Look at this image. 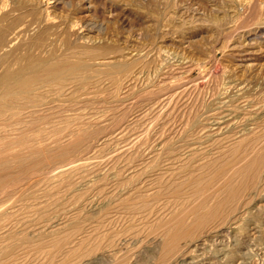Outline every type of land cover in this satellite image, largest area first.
Returning <instances> with one entry per match:
<instances>
[{"label": "rangeland", "instance_id": "1", "mask_svg": "<svg viewBox=\"0 0 264 264\" xmlns=\"http://www.w3.org/2000/svg\"><path fill=\"white\" fill-rule=\"evenodd\" d=\"M12 1L15 2V0ZM40 3L39 8L28 6L27 10L21 8L20 13L17 12L19 14L15 12L12 15V31L16 25L18 27L21 24L37 21L35 18L39 16V10L46 11V8L48 11L50 10L48 15L55 22V27L33 24L34 27L28 32L31 37L27 33L24 34L21 43L18 41L17 45L19 46L16 45L12 51L11 68L19 70L20 67L23 68L30 62L35 64L40 60H44L46 65L52 64L47 65L48 67H53L60 62L66 65L76 64V60H81L83 63H89V71L85 70L86 73L83 71L78 76H65L64 79L55 81L56 83L52 81L46 84L39 83L34 86L30 95L20 96L14 104L12 103V107L0 110V119L4 118L0 120L2 128H0V135L4 139L2 143L7 139L13 141L14 138H20V135L23 136L24 142L28 139L26 142L29 143L27 145L23 142L24 147H20L21 143H17V145L16 141L13 143L10 141L12 148H9V151L22 153L21 156L24 154L25 157L22 156V158L26 160L12 162L14 166H7L8 169L0 170L4 173H0V182L9 180L7 175L10 178L12 175L10 180L22 178L20 182L18 181L19 183H12L13 185L4 182L1 185L0 183V264H142L144 261L147 262L144 264L154 263L155 260L152 261V259H156L155 256H157L155 254L156 240L164 239L166 235V230L161 227L162 222H167L176 209L177 211L184 209V204L187 207L186 203L191 197L192 188L197 187L192 183L185 184L184 178L191 179L194 175L193 178H200L203 181V179L214 177L218 169L221 172L224 170L225 175L232 176L236 171L234 168L241 162L238 160V164L235 166V163L233 164L231 161L234 158H239L242 154L241 151L250 153L252 152L250 150L256 152L261 150L264 152V0H40ZM32 14L36 16H32ZM31 19H34V22ZM72 30L78 33L76 34L78 37L73 35ZM81 36L88 37V42L80 40ZM19 47L20 49H18ZM117 64H125L128 69L125 70L126 72L124 71L125 73L114 71L113 66ZM3 72L0 69V77ZM131 76L135 79L127 83L126 79ZM172 87L175 88L172 89ZM238 89L242 92L240 93ZM1 91L0 89V93ZM102 105L105 106L102 107ZM97 109L102 114H99ZM15 112L17 113L15 114ZM15 119L17 122L14 121ZM72 122L73 124H71ZM69 126L73 128H69ZM77 131L78 134L81 133L80 137L85 136L84 139H81L82 145L78 143L75 152L71 151L66 154L68 156L60 157L58 148L62 147L64 143L67 145L71 136L75 135ZM102 137H105L106 141L109 139L108 143L103 142ZM41 138L45 143L40 141ZM205 138L207 141L204 140ZM242 139H244V143ZM240 142L243 145H240ZM31 145L33 149L36 147L40 149L42 146L45 148L48 146V149L37 154L31 152L32 148H29L30 152H28L26 148ZM98 147L99 149H97ZM15 148L16 150H14ZM31 154L34 158L37 157L34 159ZM113 154L114 156H112ZM80 159L82 160L80 161ZM227 159H229L228 162ZM76 160L84 164L80 167L82 169L75 167V170L74 168L72 170L70 168L73 164L78 163ZM209 163L215 165L212 166ZM230 163L231 166H229ZM64 166L67 171L64 170ZM200 166L201 168H199ZM225 167L229 169H225ZM231 167L233 170L230 169ZM62 169L66 171L64 172L66 175L60 171ZM2 175L7 176V180L3 179L5 177ZM177 175L178 177H176ZM61 176L64 178L61 179ZM174 178L176 179L174 180ZM261 178H264V175ZM118 181L120 182L117 183ZM120 183L121 185H119ZM172 184L174 185L172 186ZM7 185L8 188L14 187L8 189ZM259 185V192L255 193L258 199L252 195V199L249 200L251 204L247 200L246 207L256 202L255 199L258 201L264 196L263 179ZM51 189L53 190L51 191ZM177 190L180 191L179 196L174 197ZM141 195L146 196L142 198ZM181 197L183 198L181 199ZM241 209L234 215L235 217L239 215L243 217L247 212L245 209ZM23 220H27V222ZM51 220H54L53 223ZM155 223H157L156 227ZM155 229H158L160 233L157 232L158 230L155 233ZM31 230L33 231L31 232ZM213 230H205V232H209V235L204 232V238H202L207 251L205 248L202 250L203 246L197 252H190L192 248L185 249V254L190 253L191 256L186 255L185 259L187 260L178 264H213L214 262V264H232V262L233 264L242 262L244 264L245 261L247 264H254V262L255 264H264V261L261 263L259 260L260 257H256L254 260L252 258L251 261L236 257H233L235 260L230 259L226 252L231 248V242L225 237L215 238L216 229L215 233L212 232L214 236L210 234V231ZM158 237L159 239H157ZM225 242L226 244H224ZM213 244L214 246H212ZM113 245L116 246V248L114 247L116 250L112 248ZM216 245L218 246L216 247ZM6 250L8 251L6 252ZM220 250L222 252H219ZM100 251L107 252V256L92 262L88 257L89 254ZM202 251H204L203 256ZM114 257H117L116 260ZM98 260L102 261L98 262Z\"/></svg>", "mask_w": 264, "mask_h": 264}, {"label": "bare ground", "instance_id": "2", "mask_svg": "<svg viewBox=\"0 0 264 264\" xmlns=\"http://www.w3.org/2000/svg\"><path fill=\"white\" fill-rule=\"evenodd\" d=\"M60 2V1H59ZM43 3V2H42ZM41 3H40V0H28V1H22V0H18V1H16L15 0V2L14 1H12V0H0V69H2V71H4L3 73H2V75H1V77H0V89L2 90L1 91V93H0V110H4L5 108L7 109L8 107H10L11 105H12V103L14 104L15 103V101L17 100V98L18 97H20V96H24V95H30V93L31 92H33V88H35L34 86L35 85H39V83H41V84H46V83H48V82H50L51 83V81L52 82H55V81H60V79H64V77L65 76H72V75H76V76H78V74L80 75V73L82 72L83 73V71H85V70H87V71H89L88 70V68H89V63L87 64L86 62H82L81 60V62L80 61H78V60H76V64H71V65H66V64H63V62L61 63H58V64H56V65H54L53 67H48V66H50V65H52V64H50V65H46V63L45 62H43L44 60H40L38 63H35V64H33L32 62H30V64H32V65H30V64H26L23 68L22 67H20V69L19 70H13L11 67H12V51H14V49H15V46L21 41V40H23L22 38L24 37L23 35L24 34H26L27 33V35L29 36V37H31L29 34H28V32H30L31 30H32V27H34V26H32L33 24H37L38 23V25L39 24H43V26H46V25H51V26H53V27H55L54 26V24H55V22H53L50 18H49V15H48V13L50 12V10L48 11V9L46 8V11L45 10H39V16L37 17V18H35L37 21H35L34 22V19H31L34 23H30V24H21V25H19L18 27H17V25L14 27V31H12L13 29H12V15L13 14H15V12L17 13V12H19L20 13V10H21V8H24V10H27V8L26 7H28V6H30V8L31 7H34V8H39V5H40ZM66 4V3H65ZM26 8V9H25ZM51 8V7H50ZM33 9V8H32ZM31 9V10H32ZM254 10V9H253ZM53 11V10H52ZM30 12V11H29ZM19 13H17V14H19ZM21 13H23V12H21ZM30 14V13H29ZM28 14V15H29ZM26 14H24V16H25ZM33 15H35V14H32V16ZM22 16V15H21ZM36 16V15H35ZM51 16V15H50ZM26 17V16H25ZM30 19V17L28 18V20ZM16 20H17V17H16ZM32 21H30V22H32ZM29 22V21H28ZM59 23H61V22H59ZM41 26V25H40ZM72 26V25H71ZM17 27V28H16ZM35 27H36V25H35ZM37 28H38V26H37ZM48 28V27H47ZM35 29V28H34ZM40 29V28H39ZM52 29V28H51ZM55 29V28H54ZM59 29V28H58ZM72 29V28H71ZM70 29V30H71ZM37 31V30H36ZM56 31V30H55ZM57 33V32H56ZM55 33V34H56ZM72 33H73V35H75V36H77L76 34H78V33H75V32H73V30H72ZM31 34V33H30ZM33 34V33H32ZM48 35V34H47ZM60 35V34H59ZM222 35V34H221ZM23 36V37H22ZM26 36V35H25ZM80 36V35H79ZM78 37V36H77ZM87 37V36H86ZM218 37V36H217ZM88 38V37H87ZM87 38H84L83 36H81L79 39L80 40H82L83 42H88L87 41ZM78 39V38H77ZM92 39V38H91ZM226 39V38H225ZM26 40H27V38H26ZM19 41V42H18ZM47 42V41H46ZM137 42V41H136ZM21 43V42H20ZM226 43V42H225ZM224 43V44H225ZM24 44V43H23ZM17 46H19V45H17ZM21 46V45H20ZM23 46V45H22ZM21 46V47H22ZM24 47V46H23ZM18 49H20V47L18 48ZM87 51V50H86ZM135 51V50H134ZM15 52H17L16 50H15ZM14 52V53H15ZM49 52V51H48ZM18 53V52H17ZM246 53V52H245ZM251 53V52H250ZM253 53V52H252ZM49 54V53H48ZM16 55V54H15ZM132 55V54H131ZM25 56V55H24ZM72 56V55H71ZM86 56V55H85ZM158 56V55H157ZM14 57V56H13ZM96 58V57H95ZM142 58V57H141ZM97 59H101V58H97ZM105 59V58H104ZM14 60V59H13ZM16 60V59H15ZM39 60V59H38ZM174 60V59H173ZM46 61V60H45ZM77 61H78V63H77ZM120 61V60H119ZM16 62V61H15ZM75 62V61H74ZM112 62H114V61H112ZM91 63V62H90ZM102 63V62H101ZM100 63V64H101ZM106 63V62H105ZM128 63V62H127ZM175 64V63H174ZM16 65V64H15ZM97 65H99V64H97ZM103 65V64H102ZM105 65V64H104ZM107 65H108V62H107ZM128 65V64H127ZM131 65V64H130ZM109 66V65H108ZM128 66H126L125 64H117V65H114L113 66V70L114 71H118V72H121V73H125L126 71L125 70H127L128 68H127ZM9 68V69H8ZM10 68H11V70H10ZM108 69V68H107ZM111 69V68H110ZM109 69V70H110ZM169 69H171V68H169ZM132 70V69H131ZM157 70V69H156ZM161 70V69H160ZM125 71V72H124ZM109 72V71H108ZM134 72V71H133ZM166 72V71H165ZM171 72V71H170ZM178 72H180V71H178ZM85 73H86V71H85ZM88 73V72H87ZM96 73V72H95ZM99 73V72H98ZM110 74H111V72H109ZM108 73V74H109ZM129 73H130V71H129ZM97 74V73H96ZM100 74V73H99ZM104 74V73H103ZM119 74V73H118ZM157 74V73H156ZM114 75H116L115 73H114ZM139 75V74H138ZM154 75V74H153ZM101 76V75H100ZM106 76V75H105ZM126 76V75H125ZM108 77H109V75H108ZM141 77V76H140ZM75 78V77H74ZM125 78V77H124ZM127 78V77H126ZM138 78H139V76H138ZM135 79V78H134ZM133 79V77L131 76L130 78H128V79H126L127 80V83H129L130 81H133L134 80ZM163 79V78H162ZM66 80V79H65ZM137 80V79H136ZM141 80V79H140ZM240 80H242V79H240ZM64 81V80H63ZM62 82V81H61ZM239 82V81H238ZM56 83V82H55ZM75 83V82H74ZM88 84V83H87ZM93 84V83H92ZM121 84H122V82H121ZM172 84V83H171ZM171 84H169V85H171ZM125 85H127V84H125ZM124 85V86H125ZM178 85V84H177ZM236 85H238V84H236ZM242 85V84H241ZM92 86V85H91ZM157 86H159L158 84H157ZM163 86V85H162ZM175 86V85H174ZM234 86V85H233ZM46 87V86H45ZM247 87V86H246ZM158 88V87H157ZM165 88H168V87H165ZM170 88V87H169ZM168 88V89H169ZM173 88H175V87H172V89ZM127 89V88H126ZM93 90V89H92ZM161 90V89H160ZM35 91V90H34ZM232 91V90H231ZM238 91H239V89H238ZM245 91V90H244ZM240 92V91H239ZM242 92V91H241ZM240 92V93H241ZM255 92V91H254ZM148 93V92H147ZM35 94V93H34ZM44 94V93H43ZM125 94V93H124ZM145 94V93H144ZM154 94H156V93H154ZM165 94V93H164ZM74 95V94H73ZM97 95V94H96ZM146 95V94H145ZM237 95V94H236ZM239 95V94H238ZM26 96V97H27ZM126 96V95H125ZM147 96V95H146ZM89 97V96H88ZM110 98V97H109ZM24 99V98H23ZM32 99V98H31ZM37 99V98H36ZM104 100H105V98H103ZM125 99V98H124ZM130 99V98H129ZM177 99V98H176ZM251 99V98H250ZM84 100V99H83ZM126 100V99H125ZM20 101V100H19ZM85 101H86V99H85ZM101 101V100H100ZM114 101V100H113ZM136 101V100H135ZM249 101V100H248ZM94 102H95V100H94ZM104 102V101H103ZM118 102V101H117ZM124 102V101H123ZM133 102V101H132ZM80 103V102H79ZM135 103V102H134ZM138 103V102H137ZM171 103V102H170ZM18 104V103H17ZM30 106H31V104L30 103H28ZM57 104V103H56ZM80 104H82V103H80ZM86 104V103H85ZM103 104V103H102ZM154 104V103H153ZM163 104V103H162ZM221 104V103H220ZM234 104V103H233ZM58 105H60V104H58ZM90 105V104H89ZM99 105V104H98ZM133 105V104H132ZM136 105V104H135ZM81 106V105H80ZM101 106V105H100ZM103 106H105V105H102V107ZM134 106V105H133ZM161 106V105H160ZM259 106V105H258ZM12 107V106H11ZM15 107V106H14ZM32 107V106H31ZM68 107V106H67ZM92 107H93V105H92ZM98 107V106H97ZM3 108V109H2ZM90 108H91V106H90ZM17 109V108H16ZM52 109V108H51ZM58 109H59V107H58ZM94 109V108H93ZM104 109V108H103ZM102 109V110H103ZM249 109V108H248ZM255 109V108H254ZM44 110V109H43ZM67 110V109H66ZM101 110V111H102ZM251 110V109H250ZM253 110V109H252ZM23 111V110H22ZM97 111L99 112V110L97 109ZM96 111V112H97ZM137 111V110H136ZM158 111V110H157ZM9 112V111H8ZM7 112V113H8ZM29 112V111H28ZM36 112V111H35ZM72 112V111H71ZM93 112V111H92ZM230 112V111H229ZM258 112V111H257ZM7 113H6V115H7ZM17 112H15V114H16ZM27 113V112H26ZM38 113V112H37ZM81 113V112H80ZM95 113V112H94ZM105 113V112H104ZM176 113V112H175ZM30 114V113H29ZM99 114H102V113H100L99 112ZM98 114V115H99ZM122 114V113H121ZM169 114V113H168ZM255 114V113H254ZM256 114H258V113H256ZM2 115V114H1ZM5 115V116H6ZM14 115V114H13ZM31 115V114H30ZM49 115V114H48ZM117 115H119V114H117ZM116 115V116H117ZM210 115V114H209ZM3 116V115H2ZM14 116H16V115H14ZM33 116V115H32ZM40 116V115H39ZM65 116V115H64ZM128 116V115H127ZM249 116V115H248ZM20 117V116H19ZM29 117V116H28ZM97 117V116H96ZM95 117V118H96ZM231 117V116H230ZM244 117V116H243ZM26 118V117H25ZM40 118V117H39ZM65 118V117H64ZM67 118V117H66ZM65 118V119H66ZM72 118V117H71ZM84 118V117H83ZM98 118H100L99 116H98ZM103 118V117H102ZM104 118H105V116H104ZM124 118V117H123ZM188 118V117H187ZM186 118V119H187ZM198 118V117H197ZM219 118V117H218ZM223 118V117H222ZM2 119H4L3 117H1V119L0 120H2ZM38 119V118H37ZM41 119V118H40ZM88 119V118H87ZM118 119V118H117ZM6 120V119H5ZM11 120V119H10ZM35 120V119H34ZM62 120H63V118H62ZM71 120V119H70ZM81 120H82V118H81ZM102 120V119H101ZM108 120V119H107ZM174 120V119H173ZM15 122H17L16 121V119L14 120ZM20 121V120H19ZM85 121V120H84ZM88 121H89V119H88ZM103 121V120H102ZM125 121V120H124ZM142 121H144V120H142ZM1 122V121H0ZM11 122V121H10ZM25 122V121H24ZM35 122V121H34ZM76 122V121H75ZM87 122V121H86ZM98 122V121H97ZM100 122V121H99ZM139 122V121H138ZM224 122V121H223ZM235 122V121H234ZM67 123H68V121H67ZM106 123V122H105ZM131 123V122H130ZM2 124V123H1ZM10 124V123H9ZM14 124V123H13ZM21 124V123H20ZM71 124H73V122L71 123ZM70 124V125H71ZM86 124V123H85ZM90 124H91V122H90ZM94 124V123H93ZM108 124V123H107ZM149 124V123H148ZM184 124V123H183ZM187 124V123H186ZM242 124V123H241ZM11 125V124H10ZM31 125V124H30ZM35 125V124H34ZM69 125V124H68ZM77 125V124H76ZM92 125V124H91ZM105 125V124H104ZM112 125V124H111ZM178 125V124H177ZM194 125V124H193ZM2 126V125H1ZM42 126V125H41ZM75 126V125H74ZM82 126H85V125H82ZM90 126V125H89ZM94 126V125H93ZM108 126H110V125H108ZM116 126V125H115ZM226 126H227V124H226ZM3 127V126H2ZM6 127V126H5ZM10 127V126H9ZM17 127V126H16ZM15 127V128H16ZM48 127V126H47ZM55 127V126H54ZM66 127V126H65ZM72 127V126H71ZM70 126H69V128H71ZM87 127V126H86ZM85 127V128H86ZM96 127V126H95ZM114 127V126H113ZM143 127V126H142ZM152 127V126H151ZM179 127V126H178ZM205 127V126H204ZM1 128V127H0ZM8 128V127H7ZM12 129H13V127H11ZM38 128V127H37ZM64 128V127H63ZM73 128V127H72ZM77 128V127H76ZM83 128V127H82ZM107 128H109V127H107ZM183 128V127H182ZM210 128V127H209ZM219 128V127H218ZM224 128V127H223ZM227 128V127H226ZM2 129V128H1ZM33 129V128H32ZM66 129V128H65ZM68 129V128H67ZM84 129V128H83ZM120 129V128H119ZM128 129V128H127ZM206 129H208V128H206ZM9 130V129H8ZM28 130V129H27ZM52 130H53V127H52ZM69 130V129H68ZM67 130V131H68ZM85 130V129H84ZM86 130H88V129H86ZM212 130V129H211ZM219 130V129H218ZM221 130H222V128H221ZM225 130V129H224ZM249 130V129H248ZM247 130V131H248ZM2 131V130H1ZM15 131V130H14ZM13 131V132H14ZM55 131V130H54ZM118 131V130H117ZM171 131V130H170ZM206 131H208V130H206ZM220 131V130H219ZM223 131V130H222ZM240 131H242V130H240ZM3 132V131H2ZM8 132V131H7ZM6 132V133H7ZM23 132V131H22ZM25 132H26V130H25ZM34 132V131H33ZM53 132V131H52ZM57 132V131H56ZM61 132V131H60ZM83 133H85L84 131H82ZM123 132V131H122ZM208 132H210V131H208ZM233 132V131H232ZM249 132V131H248ZM261 132V131H260ZM11 133V132H10ZM24 133V132H23ZM74 133V132H73ZM76 133V132H75ZM200 133V132H199ZM19 134H20V132H19ZM37 134V133H36ZM40 134V133H39ZM56 134V133H55ZM65 134V133H64ZM81 134V133H80ZM80 134H78V131H77V133L75 134V135H73V136H71L72 138H71V140L69 141V143L66 145L65 143L63 144V145H66V146H63L62 144V147H59V145L57 144V147H59L58 148V151H60V157L62 156L63 157V155L65 156L66 154H68V153H70L71 151H73V152H75L76 150H75V148H77V145H78V143H82V141H81V139H84V137H80ZM87 134V133H86ZM181 134V133H180ZM201 134V133H200ZM246 134V133H245ZM3 135H5L4 133H3ZM8 135H9V133H8ZM28 135V134H27ZM89 135V134H88ZM192 135V134H191ZM209 135V134H208ZM13 136V135H12ZM58 136V135H57ZM61 136H62V132H61ZM60 136V137H61ZM68 136V135H67ZM0 137H1V135H0ZM3 137V136H2ZM1 137V138H2ZM23 136H21L20 135V138H14L13 139V141L15 142L16 141V143L15 144H20V147H24L23 145L24 144H27V142H28V139L24 142V140H23V138H22ZM25 137V136H24ZM35 137V136H34ZM92 137V136H91ZM112 137V136H111ZM110 137V138H111ZM0 138V170L1 169H8V167L7 166H11V165H13L12 164V162H18V160L19 161H22V160H26L25 158L23 159L22 158V156L24 155H22L21 156V154L22 153H12V151L10 152L9 151V148H12L10 145H12L11 144V142L10 141H12V140H6L5 142H3L2 143V140H4L3 138L1 139ZM7 138H8V136H7ZM22 138V139H21ZM28 138V137H27ZM37 138V137H36ZM43 138V137H42ZM42 138L40 139V141L42 140ZM52 138V137H51ZM50 138V139H51ZM59 138V137H58ZM70 138V137H69ZM94 138V137H93ZM96 138V137H95ZM12 139V138H11ZM25 139H26V137H25ZM39 139V138H38ZM37 139V140H38ZM49 139V140H50ZM53 139V138H52ZM87 139V138H86ZM102 140H103V142L104 141H106V138L105 137H102L101 138ZM230 139V138H229ZM245 139V138H244ZM244 139H242L243 140V143H244ZM249 139V138H248ZM256 139V138H255ZM30 140V139H29ZM34 140V139H33ZM36 140V139H35ZM45 140H46V138H45ZM58 140V139H57ZM59 140H60V138H59ZM90 140V139H89ZM93 140V139H92ZM98 140H99V137H98ZM109 139H107V141H108ZM204 140H206V138L204 139ZM203 140V141H204ZM226 140V139H225ZM242 140H240V141H242ZM260 140H261V138H260ZM13 141H12V143H13ZM32 141V140H31ZM39 141V140H38ZM37 141V142H38ZM43 141V140H42ZM54 141V140H53ZM56 141V140H55ZM81 141V142H80ZM87 141V140H86ZM85 141V142H86ZM106 141V143H108ZM135 141V140H134ZM197 141V140H196ZM200 141V140H199ZM207 141V140H206ZM215 141V140H214ZM252 141V140H251ZM24 142V144H22ZM44 142V141H43ZM48 142V141H47ZM46 142V143H47ZM116 142V141H115ZM216 142H217V140H216ZM235 142V141H234ZM253 142V141H252ZM255 142V141H254ZM36 143V142H35ZM40 143V142H39ZM42 143V142H41ZM45 143V142H44ZM43 143V144H44ZM58 143H60V142H58ZM62 143V142H61ZM89 143V142H88ZM88 143H85L86 145L88 144ZM100 143V142H99ZM204 143V142H203ZM206 143V142H205ZM210 143V142H209ZM208 143V144H209ZM211 143H212V141H211ZM223 143V142H222ZM226 143V142H225ZM243 143L242 142H240V145L242 144L243 145ZM260 143V142H259ZM17 144V145H18ZM49 144V143H48ZM51 144V143H50ZM84 144V143H83ZM146 144V143H145ZM248 144V143H247ZM261 144V143H260ZM14 145V144H13ZM22 145V146H21ZM27 145H29V143L27 144ZM27 145H26V147H27ZM36 145H37V143H36ZM46 145V144H45ZM82 145V144H81ZM89 145V144H88ZM91 145V144H90ZM93 145V144H92ZM100 145V144H99ZM103 145H105V144H103ZM109 145V144H108ZM107 145V146H108ZM188 145V144H187ZM209 145H211V144H209ZM224 145V144H223ZM238 145V144H237ZM16 146V145H15ZM32 146V145H31ZM31 146H29L28 148H26V150L28 151V150H30L29 148H32V150H30L31 152L33 151L34 153H41L42 151L44 152L45 150H47L48 148V146L45 148V147H40V149H38L37 147V149L35 148V149H33V146L31 147ZM50 146V145H49ZM53 146V145H52ZM102 146V145H101ZM106 146V147H107ZM116 146V145H115ZM123 146V145H122ZM145 146V145H144ZM239 146V145H238ZM252 146V145H251ZM19 147V148H20ZM56 147V146H55ZM56 147V148H57ZM87 147V146H86ZM86 147H84V148H86ZM163 147V146H162ZM206 147H208V146H206ZM211 147V146H210ZM225 147V146H224ZM245 147V146H244ZM252 147H254V145L252 146ZM251 147V148H252ZM80 147L78 146V149H79ZM84 148H82V149H84ZM89 148V147H88ZM112 148V147H111ZM131 148V147H130ZM143 148V147H142ZM171 148V147H170ZM169 148V149H170ZM256 148V147H255ZM95 149V148H94ZM97 149H99V147L97 148ZM102 149V148H101ZM116 149V148H115ZM114 149V150H115ZM161 149V148H160ZM186 149V148H185ZM192 149V148H191ZM194 149V148H193ZM206 149V148H205ZM210 149V148H209ZM230 149V148H229ZM253 149V148H252ZM258 149V148H257ZM260 149H261V147H260ZM11 150V149H10ZM14 150H16V148L14 149ZM24 150H25V148H24ZM75 150V151H74ZM80 150V149H79ZM90 150V149H89ZM139 150V149H138ZM159 150V149H158ZM163 150H164V148H163ZM179 150V149H178ZM233 150V149H232ZM243 150V149H242ZM245 150V149H244ZM247 150V149H246ZM263 150V149H262ZM18 151V150H17ZM20 151V150H19ZM30 151H28V152H30ZM95 152H96V150H94ZM98 151V150H97ZM120 151V150H119ZM165 151V150H164ZM182 151V150H181ZM189 151H191L190 149H189ZM201 151H203V150H201ZM205 151V150H204ZM222 151V150H221ZM237 151V150H236ZM249 151V150H248ZM250 151H252V152H250V153H244V152H242L241 151V155L239 156V158H234L232 161H231V163L233 162V164L236 166L238 163V160L241 162V164L239 165V166H236V168H234L236 171H235V173L232 175V176H229V175H225L226 173L225 172H221L220 171V169H218L217 170V173H215V176L214 177H212V178H206V179H203V181H201L200 180V178H193L194 177V175L192 176V178L191 179H189L188 177H187V179H185L184 178V183L185 184H195V185H197V187H194V185H193V187H194V189L192 188V191L191 190H189V191H191V197H190V199L189 200H187L188 202L186 203V204H188L187 205V207H186V205L184 204V206L185 207H183L184 209H178V211H177V209H176V211H173V213H172V215H171V217H170V215H169V220L166 222H162L163 223V225L161 224V227H163V229H165L166 230V235L164 236V239H159V237L157 238V239H159V240H156L157 242V245H155L156 246V250H155V252H154V250H153V253H155L157 256H155L156 257V259H152V261L153 260H155L154 261V263H150V264H178L179 262L181 263H184L183 261L184 260H187V259H185V258H187L186 257V255L187 254H185L186 252V250H188V249H190V248H192L191 249V251L190 252H197V251H200L201 250V246H203L202 247V250L205 248L204 246H205V244H204V239L202 240V238H204V234L206 233L207 235H209L208 233H207V231L205 232V230H209V229H216V236H215V238L217 237H225V238H227L228 239V241L229 242H231V244H232V246H231V248L227 251V247L226 246H224V247H226L225 248V250L227 251H225L226 253H227V256L231 259V258H233V257H236L237 259H242V260H244L245 258H246V260L247 259H249L248 261H251L252 260V258H253V260H254V258H256V257H260L259 258V260H261V263H262V261H264V196H262L258 201L255 199V201L256 202H252V200H251V202L253 203L251 206H249V207H246L248 204V202L247 203H245L247 200L249 201L250 200V198L252 199V195H255V193L256 192H259L258 191V189H259V184H260V181L263 179V181H264V178H261V176H263L264 175V152L262 151L261 152V150H260V152H256V151H254V150H250ZM254 151V152H253ZM258 151H259V149H258ZM27 152V153H28ZM48 152V151H47ZM46 152V153H47ZM55 152H56V149H55ZM129 152V151H128ZM160 152V151H159ZM166 152V151H165ZM178 152V151H177ZM185 152H187V151H185ZM219 152V151H218ZM39 153V154H40ZM85 153V152H84ZM109 153V152H108ZM119 153V152H118ZM184 153V152H183ZM195 153V152H194ZM193 153V154H194ZM212 153V152H211ZM220 153V152H219ZM29 154V153H28ZM55 154H57V153H55ZM80 154V153H79ZM105 154V153H104ZM146 154V153H145ZM196 154V153H195ZM199 154H200V152H199ZM210 154V153H209ZM235 154V153H234ZM240 154V153H239ZM32 155V154H31ZM41 155H43V154H41ZM46 155V154H45ZM52 155V154H51ZM54 155V154H53ZM85 155V154H84ZM101 155V154H100ZM102 155H103V153H102ZM101 155V156H102ZM124 155V154H123ZM168 155V154H167ZM178 155H180V154H178ZM211 155V154H210ZM236 155V154H235ZM44 156V155H43ZM58 156H59V154H58ZM66 156H68V155H66ZM65 156V157H66ZM111 156V155H110ZM112 156H114V154L112 155ZM151 156V155H150ZM166 156V155H165ZM164 156V157H165ZM173 156V155H172ZM196 156H198V155H196ZM205 156V155H204ZM209 156V155H208ZM207 156V157H208ZM221 156V155H220ZM232 156V155H231ZM230 156V157H231ZM23 157H25V156H23ZM31 157V156H30ZM32 157H33V155H32ZM37 157V156H36ZM35 157V158H36ZM53 157V156H52ZM64 157V158H65ZM74 157V156H73ZM77 157H79V156H77ZM120 157V156H119ZM118 157V158H119ZM158 157V156H157ZM161 157V156H160ZM163 157V156H162ZM179 157V156H178ZM193 157H194V155H193ZM201 157V156H200ZM217 157V156H216ZM22 158V159H21ZM34 158V157H33ZM34 158V159H35ZM45 159H46V157H44ZM71 158V157H70ZM82 158V157H81ZM95 158V157H94ZM141 158V157H140ZM168 158V157H167ZM180 158V157H179ZM212 158V157H211ZM220 158V157H219ZM21 159V160H20ZM39 159V158H38ZM43 159V158H42ZM41 159V160H42ZM78 159V158H77ZM83 159V158H82ZM82 159H80V161L82 160ZM174 159V158H173ZM187 159V158H186ZM225 159V158H224ZM52 160V159H51ZM59 160V158L57 159V161ZM62 160H63V158H62ZM67 160V159H66ZM140 160V159H139ZM189 160V157H188V159H187V161ZM192 160V159H191ZM202 160H204V159H202ZM214 160H216V159H214ZM228 160L229 159H227V162H228ZM43 161V160H42ZM72 161V160H71ZM77 161V160H76ZM79 161V160H78ZM77 161V162H78ZM109 161V160H108ZM117 161V160H116ZM132 161V160H131ZM175 161V160H174ZM177 161V160H176ZM196 161H198V160H196ZM195 161V162H196ZM206 161V160H205ZM226 161V160H225ZM26 162V161H25ZM38 162H39V160H38ZM41 162V161H40ZM44 162V161H43ZM70 162V161H69ZM75 162V161H74ZM74 162H72V163H74ZM76 162V163H77ZM184 162V161H183ZM190 162V161H189ZM211 162V161H210ZM223 162V161H222ZM239 162V163H240ZM28 163V162H27ZM26 163V164H27ZM29 163H30V161H29ZM33 163H35V162H33ZM46 163H47V160H46ZM49 163V162H48ZM56 163V162H55ZM63 163V162H62ZM61 163V164H62ZM90 163V162H89ZM92 163V162H91ZM96 163V162H95ZM128 163H130V162H128ZM145 163V162H144ZM198 163H199V161H198ZM198 163H196V164H198ZM214 163V162H213ZM212 163V164H213ZM220 163V162H219ZM231 163H230V165L229 166H231ZM37 164V163H36ZM39 164V163H38ZM53 164V163H52ZM51 164V165H52ZM69 164H71V163H69ZM86 165H87V163H85ZM124 164V163H123ZM122 164V165H123ZM126 164V163H125ZM141 164V163H140ZM148 164V163H147ZM195 164V165H196ZM202 164V163H201ZM206 164H207V162H206ZM210 164V163H209ZM212 164H210V165H212ZM222 165H223V163H221ZM225 164V163H224ZM24 166H25V163L23 164ZM34 165V164H33ZM32 165V166H33ZM42 165H43V163H42ZM49 165H50V163H49ZM48 165V166H49ZM84 164L83 163H77V164H73V166L72 167H70L72 170H73V168H74V170H75V167H82ZM122 165H120V166H122ZM181 165H182V163H181ZM215 165V164H214ZM214 165H212V166H214ZM14 166V165H13ZM38 166V165H37ZM66 166V165H65ZM64 166V167H65ZM140 166V165H139ZM138 166V167H139ZM186 166V165H185ZM207 166V165H206ZM211 166V167H212ZM219 166H221V165H219ZM228 166V165H227ZM18 167V166H17ZM34 167V166H33ZM54 167V166H53ZM58 167V166H57ZM61 166H59L58 168H60ZM85 167V166H84ZM124 167H126V166H124ZM128 167V166H127ZM150 167V166H149ZM148 167V168H149ZM172 167V166H171ZM191 167V169H192V166H190ZM193 167H195V166H193ZM205 167V166H204ZM204 167H202V168H204ZM208 167V166H207ZM206 167V168H207ZM210 167V168H211ZM25 168H26V166H25ZM49 168V167H48ZM47 168V169H48ZM109 168V167H108ZM180 168H181V166H180ZM198 168V167H197ZM199 168H201V166L199 167ZM198 168V169H199ZM205 168V169H206ZM227 167H225V169H226ZM13 169V168H12ZM56 169V168H55ZM76 169H78V168H76ZM80 169H82V168H80ZM87 169V168H86ZM165 169V168H164ZM178 169V168H177ZM176 169V170H177ZM212 169H213V167H212ZM215 169H217V168H215ZM227 169H229V168H227ZM230 169H232V167L230 168ZM10 170V169H9ZM25 170V169H24ZM27 170H29V169H27ZM64 170H66V167L64 168ZM63 169L62 170H60V171H63L62 173H64V172H66V171H64ZM137 170V169H136ZM146 170V169H145ZM181 170V169H180ZM203 170V169H202ZM210 170V169H209ZM222 170V169H221ZM233 170V169H232ZM8 171V170H7ZM6 171V172H7ZM57 171V170H56ZM56 171H54V172H56ZM59 171V172H60ZM78 171V170H77ZM114 171V170H113ZM144 171V170H143ZM161 171V170H160ZM173 171V170H172ZM183 171H184V169H183ZM219 171V172H218ZM226 171V170H225ZM26 172V171H25ZM53 172V171H52ZM227 172V171H226ZM0 173H2V174H4L2 171L0 172ZM8 173V172H7ZM7 173H5V174H7ZM19 173V172H18ZM33 173V172H32ZM42 173V172H41ZM68 173H70V172H68ZM110 173V172H109ZM148 173V172H147ZM172 173V172H171ZM179 173V172H178ZM194 173V172H193ZM196 173V172H195ZM9 174V173H8ZM43 174V173H42ZM55 174V173H54ZM65 174V173H64ZM190 174V173H189ZM210 174H211V172H210ZM232 174V173H231ZM29 175V174H28ZM31 175V174H30ZM29 175V176H30ZM34 175V174H33ZM59 175H61V174H59ZM66 175V174H65ZM115 175V174H114ZM159 175V174H158ZM201 175V174H200ZM199 175V176H200ZM212 175V174H211ZM224 175V176H223ZM1 176V175H0ZM8 176V177H7ZM6 177L7 178H9V180H7V178L5 177V175H2V177H5V178H3V179H5V180H7V181H3L4 183H8L9 185L11 184V185H13L12 183H14V184H16V183H19L20 182V180L22 179H19V180H17L16 178L14 179H12V180H10L11 178H12V175H11V178L9 177V175H7ZM64 176V175H63ZM63 176H61V179H62V177ZM68 176V175H67ZM71 176V175H70ZM132 176V175H131ZM139 176V175H138ZM151 176V175H150ZM167 176V175H166ZM191 176V175H190ZM189 176V177H190ZM210 176V175H209ZM224 177V178H222V177ZM23 177V176H22ZM176 177H178V175L176 176ZM218 177H220V178H218ZM233 177H239V178H233ZM24 178H27V177H24ZM23 178V179H24ZM31 178V177H30ZM64 178V177H63ZM66 178V177H65ZM115 178V177H114ZM136 178V177H135ZM152 178V177H151ZM156 178V177H155ZM53 179V178H52ZM59 179V178H58ZM66 179H69V178H66ZM97 179V178H96ZM112 179H113V177H112ZM117 179V178H116ZM119 179V178H118ZM141 179V178H140ZM148 179V178H147ZM157 179V178H156ZM166 179V178H165ZM176 178H174V180H175ZM202 179V178H201ZM26 180V179H25ZM29 180V179H28ZM65 180V179H64ZM133 180H134V178H133ZM158 180V179H157ZM178 180V179H177ZM19 181V182H18ZM63 181V180H62ZM68 181V180H67ZM79 181V180H78ZM125 181V180H124ZM141 181H143V180H141ZM147 181H149V180H147ZM155 181V180H154ZM160 181V180H159ZM180 181V180H179ZM2 181L0 182L1 183V185H2V183H3ZM22 182V181H21ZM103 182V181H102ZM113 182V181H112ZM120 181H118L117 183H119ZM133 182V181H132ZM135 182V181H134ZM144 182V181H143ZM162 182V181H161ZM164 182H165V180H164ZM167 182V181H166ZM178 182V181H177ZM176 182V183H177ZM199 182V183H198ZM114 183V182H113ZM121 183H122V181H121ZM121 183L119 184V185H121ZM126 183V182H125ZM145 183V182H144ZM172 183V182H171ZM170 183V184H171ZM262 183V182H261ZM96 184V183H95ZM143 184V183H142ZM156 184V183H155ZM160 184V183H159ZM164 184V183H163ZM4 185H6V184H4ZM21 185H22V183H21ZM80 185H81V183H80ZM80 185H79V187H80ZM83 185V184H82ZM90 185V184H89ZM92 185V184H91ZM98 185V184H97ZM125 185V184H124ZM174 184H172V186H173ZM176 185V184H175ZM26 186V185H25ZM86 186V185H85ZM113 186H115V185H113ZM130 186V185H129ZM129 186H127V187H129ZM138 186H140V185H138ZM155 186V185H154ZM162 186V185H161ZM182 186V185H181ZM264 186V185H263ZM2 187V186H1ZM7 188H8V185L6 186ZM5 187V188H6ZM11 187V186H10ZM9 187V188H10ZM12 187H14V186H12ZM11 187V188H12ZM54 187V186H53ZM58 187V186H57ZM117 187V186H116ZM116 187H114L115 189H116ZM119 187H121V186H119ZM142 187V186H141ZM140 187V188H141ZM160 187V186H159ZM166 187V186H165ZM171 187V186H170ZM175 187V186H174ZM179 187V186H178ZM189 187V186H188ZM3 188V187H2ZM8 188V189H9ZM15 188H17V187H15ZM55 188V187H54ZM94 188V187H93ZM132 188V187H131ZM147 188H149V187H147ZM169 188V187H168ZM180 188V187H179ZM190 188H191V186H190ZM190 188H188V189H190ZM23 189H24V187H23ZM103 189V188H102ZM112 189V188H111ZM115 189L113 190L114 192H115ZM139 189V188H138ZM153 189V188H152ZM160 189H162L163 190V188H160ZM175 189H177V188H175ZM187 189V188H186ZM187 189V190H188ZM1 190V189H0ZM12 190V189H11ZM14 190V189H13ZM18 190V189H17ZM26 190V189H25ZM53 189H51V191H52ZM128 190H130V189H128ZM135 190V189H134ZM143 190H144V188H143ZM157 190H159V189H157ZM165 190V189H164ZM169 190V189H168ZM187 190H185V191H187ZM7 191H9V190H7ZM50 191V192H51ZM122 191H123V189H122ZM147 191H148V189H147ZM172 191H174L173 189H172ZM10 192V191H9ZM13 192V191H12ZM15 192H16V190H15ZM18 192V191H17ZM64 192V191H63ZM69 192V191H68ZM95 192V191H94ZM139 192V191H138ZM158 192V191H157ZM164 192V191H163ZM166 192V191H165ZM179 190H177V192L175 193V195H174V197H178L179 195ZM2 193V192H1ZM7 193V192H6ZM44 193V192H43ZM46 193V192H45ZM49 193V192H48ZM52 193V192H51ZM70 193V192H69ZM113 193V192H112ZM120 193V192H119ZM128 193V192H127ZM133 193V192H132ZM160 193V192H159ZM169 193V192H168ZM186 193H188V191L186 192ZM114 194V193H113ZM143 194V193H142ZM148 194V193H147ZM149 194H151L150 193V191H149ZM164 194V193H163ZM221 194V195H220ZM261 194H263L262 192H261ZM51 195H53V194H51ZM112 195V194H111ZM129 195V194H128ZM135 195V194H134ZM138 195H139V193H138ZM167 195V194H166ZM181 195V194H180ZM183 195V194H182ZM190 195V194H189ZM24 196V195H23ZM142 196V195H141ZM143 196H146V195H143ZM143 196H142V198H143ZM152 196V195H151ZM150 196V197H151ZM159 196V195H158ZM184 196V195H183ZM256 196V195H255ZM17 197V196H16ZM15 197V198H16ZM46 197V196H45ZM114 197V196H113ZM126 197H127V194H126ZM134 197V196H133ZM167 197V196H166ZM173 197V198H174ZM254 197V196H253ZM47 198H49V197H47ZM56 198V197H55ZM90 198V197H89ZM94 198V197H93ZM115 198H117V197H115ZM132 198V197H131ZM142 198H140V199H142ZM169 198V197H168ZM172 198V197H171ZM183 197H181V199H182ZM255 198H257V196L255 197ZM52 199V198H51ZM83 199V198H82ZM106 199H107V197H106ZM109 199V198H108ZM124 199V198H123ZM123 199H122V201H123ZM157 199V198H156ZM177 199V198H176ZM258 199V198H257ZM37 200V199H36ZM78 200V199H77ZM93 200V199H92ZM91 200V201H92ZM116 200V199H115ZM130 200V199H129ZM151 200V199H150ZM169 200V199H168ZM180 200V199H179ZM185 200V199H184ZM185 200V201H186ZM80 201V200H79ZM109 201H111V200H109ZM175 201V200H174ZM253 201H254V199H253ZM54 202V201H53ZM78 202V201H77ZM93 202V201H92ZM157 202V201H156ZM182 201L180 200V203H181ZM82 203V202H81ZM95 203V202H94ZM105 203H106V201H105ZM146 203V202H145ZM85 204V203H84ZM89 204V203H88ZM98 204V203H97ZM154 204V203H153ZM182 204H183V202H182ZM244 204V205H243ZM245 204H247L246 206H245ZM249 204H251L250 203V201H249ZM106 205V204H105ZM109 205V204H108ZM157 205V204H156ZM242 205H243V207H242ZM98 206V205H97ZM169 206V205H168ZM183 206V205H182ZM181 206V207H182ZM245 206V207H244ZM90 207V206H89ZM165 207V206H164ZM171 207H173V206H171ZM171 207H169L170 209H171ZM180 207V208H181ZM35 208V207H34ZM103 208V207H102ZM116 208V207H115ZM135 208V207H134ZM137 208V207H136ZM177 208V207H176ZM242 208V209H241ZM56 209V208H55ZM90 209H91V207H90ZM132 209V208H131ZM131 209H129V210H131ZM152 209H153V207H152ZM243 210V209H245L247 212H245L244 213V215H243V213H242V215H243V217H240V215L239 216H234L235 214H237L238 213V211L239 210ZM79 210V209H78ZM44 211V210H43ZM1 212V211H0ZM134 212V211H133ZM153 212V211H152ZM23 213V212H22ZM33 213H35V212H33ZM128 213V212H127ZM27 214V213H26ZM62 214V213H61ZM146 214V213H145ZM39 215V214H38ZM154 215V214H153ZM241 215V216H242ZM13 216V215H12ZM11 216V217H12ZM37 216V215H36ZM58 216V215H57ZM148 216V215H147ZM76 217V216H75ZM90 217V216H89ZM137 217V216H136ZM142 217V216H141ZM167 217H168V215H167ZM166 217V218H167ZM20 218V217H19ZM33 219H34V217H32ZM52 218V217H51ZM57 218V217H56ZM111 218V217H110ZM26 219V218H25ZM52 219H55V218H52ZM58 219V218H57ZM142 219V218H141ZM107 220V219H106ZM138 220V219H137ZM165 220V219H164ZM23 221H25V220H23ZM29 221V220H28ZM36 221V220H35ZM46 221V220H45ZM53 221L54 220H51V222L53 223ZM25 222H27V220L25 221ZM37 222V221H36ZM47 222V221H46ZM113 222V221H112ZM120 222V221H119ZM133 222V221H132ZM142 222V221H141ZM160 222V221H159ZM19 223V222H18ZM30 223V222H29ZM28 223V224H29ZM32 223V222H31ZM73 223V222H72ZM76 223V222H75ZM101 223V222H100ZM118 223V222H117ZM116 223V224H117ZM121 224V223H120ZM153 224V223H152ZM20 225V224H19ZM69 225V224H68ZM136 225V224H135ZM156 225H157V223H155V227H156ZM28 226H30V224L28 225ZM154 226V225H153ZM22 227V226H21ZM91 227V226H90ZM104 227V226H103ZM121 227V226H120ZM152 227V226H151ZM154 227V228H155ZM158 227V226H157ZM63 228V227H62ZM99 228V227H98ZM122 228V227H121ZM153 228V229H154ZM36 229V228H35ZM58 229V228H57ZM91 229V228H90ZM104 229V228H103ZM119 229V228H118ZM149 229V228H148ZM161 229V228H160ZM162 229V230H163ZM13 230V229H12ZM40 230V229H39ZM65 230V229H64ZM96 230V229H95ZM142 230V229H141ZM158 230V229H157ZM156 229L154 230L155 231V233H156V231H157ZM165 230H163V231H165ZM210 231L211 233V235H212V232H214L215 233V231ZM33 230H31V232H32ZM85 231V230H84ZM109 231V230H108ZM151 231V230H150ZM161 231V230H160ZM30 232V231H29ZM39 232V231H38ZM90 232V231H89ZM101 232V231H100ZM106 232V231H105ZM114 232V231H113ZM157 232H159V230L157 231ZM205 232V233H204ZM37 233V232H36ZM121 233V232H120ZM126 233V232H125ZM151 233V232H150ZM154 233V234H155ZM160 233V232H159ZM158 233V234H159ZM34 235H35V231H34V233H33ZM77 234V233H76ZM87 234V233H86ZM106 234H107V232H106ZM110 234V233H109ZM129 234V233H128ZM133 234V233H132ZM158 234H157V236H158ZM163 234H165V232H163ZM162 234V235H163ZM9 235V234H8ZM146 235V234H145ZM28 236V235H27ZM83 236V235H82ZM119 236V235H118ZM124 236V235H123ZM134 236V235H133ZM133 236H131V237H133ZM150 236V235H149ZM212 236H214V235H212ZM105 237V236H104ZM112 237V236H111ZM121 237V236H120ZM207 237V236H206ZM205 237V238H206ZM210 237V236H209ZM73 238V237H72ZM129 238V237H128ZM135 238H136V234H135ZM134 238V239H135ZM163 238V237H162ZM214 238V237H213ZM32 239V238H31ZM95 239V238H94ZM127 239V238H126ZM131 239V238H130ZM142 239H144V238H142ZM208 239V238H207ZM226 239V240H227ZM10 240H12V239H10ZM20 240H21V238H20ZM28 240V239H27ZM33 240V239H32ZM68 240V239H67ZM83 240V239H82ZM105 240V239H104ZM113 240V239H112ZM136 240V239H135ZM140 240V239H139ZM150 240H152V239H150ZM154 240V241H155ZM216 240V239H215ZM225 240V241H226ZM42 241V240H41ZM116 241V240H115ZM114 241V242H115ZM126 241V240H125ZM134 241V240H133ZM132 241V242H133ZM137 241V240H136ZM146 241V240H145ZM221 241V240H220ZM228 241H226L227 243H228ZM24 242V241H23ZM95 242V241H94ZM103 242V241H102ZM108 243H109V241H107ZM119 242V241H118ZM131 242V243H132ZM152 242H153V240H152ZM207 242V241H206ZM210 242H213V241H210ZM215 242V241H214ZM221 242H223V241H221ZM226 242L224 243V244H226ZM16 243V242H15ZM42 243V242H41ZM50 243H51V241H50ZM79 243V242H78ZM110 243H111V241H110ZM215 243H217V241L215 242ZM214 243V244H215ZM13 244V243H12ZM100 244H101V242H100ZM114 244V243H113ZM126 244V243H125ZM128 244H130V243H128ZM136 244H138V243H136ZM139 244H141V243H139ZM138 244V245H139ZM207 244V243H206ZM208 244H210V243H208ZM212 244V243H211ZM210 244V245H211ZM214 244L212 245V246H214ZM222 244V243H221ZM220 244V245H221ZM22 245V244H21ZM37 245V244H36ZM56 245V244H55ZM83 245V244H82ZM96 245H97V243H96ZM107 245V244H106ZM110 245V244H109ZM115 245V244H114ZM113 245V247L112 248H116V246H114ZM120 245H122V244H120ZM132 245V244H131ZM223 245V244H222ZM229 245V244H228ZM17 246V245H16ZM31 246V245H30ZM81 246V245H80ZM118 246V245H117ZM141 246V245H140ZM218 245H216V247H217ZM230 246V245H229ZM51 247V246H50ZM57 247V246H56ZM86 247V246H85ZM93 247H95V246H93ZM97 247V246H96ZM106 247V246H105ZM110 247V246H109ZM108 247V248H109ZM153 247V246H152ZM207 247V246H206ZM223 247V246H222ZM9 248V247H8ZM11 248V247H10ZM38 248V247H37ZM98 248H99V246H98ZM101 248V247H100ZM103 248V247H102ZM114 248V249H115ZM129 248V247H128ZM154 248V247H153ZM208 248V247H207ZM214 248V247H213ZM54 249V248H53ZM56 249V248H55ZM64 249V248H63ZM104 249V248H103ZM138 249V248H137ZM142 249V248H141ZM155 249V248H154ZM186 249V250H185ZM13 250V249H12ZM91 250H92V248H91ZM94 250V249H93ZM116 250V249H115ZM123 250H125V249H123ZM185 250V251H184ZM205 250H206V248H205ZM208 250H209V248H208ZM8 250H6V252H7ZM10 251V250H9ZM97 251V250H96ZM113 251V250H112ZM140 251V250H139ZM207 251V250H206ZM205 251V252H206ZM24 252V251H23ZM89 252V251H88ZM92 252V251H91ZM204 251H202V253H203ZM208 252H210V251H208ZM219 252H222L221 250L219 251ZM219 252H218V254H219ZM107 253V252H106ZM105 252H94V253H88L89 254V256L88 257H90L91 258V261L93 262V260H97V259H99V258H102V257H104V256H107V254H106ZM140 253H141V251H140ZM189 253V252H188ZM114 254V253H113ZM154 254V255H155ZM190 254V253H189ZM188 254V255H189ZM196 254V253H195ZM214 254H215V252H214ZM214 254H213V256H214ZM225 254V253H224ZM6 255V254H5ZM87 255V254H86ZM117 255V254H116ZM133 255H135V254H133ZM153 255V254H152ZM187 255V256H188ZM193 255V254H192ZM199 255V254H198ZM204 255V253L202 254V256ZM230 255V256H229ZM112 256V255H111ZM115 256V255H114ZM119 256V255H118ZM117 256V257H118ZM123 256V255H122ZM136 256H137V254H136ZM189 256H191V255H189ZM116 257V258H117ZM120 257V256H119ZM129 257V256H128ZM226 257V256H225ZM224 257V258H225ZM82 258V257H81ZM86 258V257H85ZM106 258V257H105ZM115 258V257H114ZM116 258H115V260H116ZM122 258V257H121ZM193 258H195V257H193ZM198 258V257H197ZM209 258V257H208ZM84 259V258H83ZM104 259V258H103ZM119 259V258H118ZM122 259H124V258H122ZM144 259V258H143ZM146 259V258H145ZM204 259V258H203ZM202 259V260H203ZM205 259H206V257H205ZM226 259H228L227 257H226ZM90 260V259H89ZM121 260V259H120ZM137 260V259H136ZM148 260V259H147ZM191 260V259H190ZM222 260H223V258H222ZM233 260H235L234 258H233ZM232 260V261H233ZM256 260V259H255ZM85 261V260H84ZM88 261V260H87ZM100 260H98V262H99ZM102 261V260H101ZM100 261V262H101ZM110 261V260H109ZM124 261H125V259H124ZM128 261H130L129 259H128ZM149 261V260H148ZM221 261V260H220ZM224 261H226V260H224ZM86 262V261H85ZM104 262V261H103ZM115 262H117V261H115ZM120 262V261H119ZM131 262V261H130ZM136 262V261H135ZM145 262V261H144ZM144 262L142 263V264H144ZM150 262V261H149ZM193 262V261H192ZM195 262V261H194ZM197 262V261H196ZM245 262H247V261H245ZM244 262V264H247V263H245ZM87 263H89V261L87 262ZM121 263H122V261H121ZM133 263H134V260H133ZM138 263V262H137ZM140 263V262H139ZM145 263H147V262H145ZM190 263V262H189ZM211 263H212V261H211ZM215 263V262H214ZM213 263V264H214ZM239 263H240V261H239ZM243 263V262H242ZM242 263H240V264H242ZM252 263V262H251ZM257 263V262H256ZM92 264V263H91ZM112 264V263H111ZM114 264V263H113ZM124 264V263H123ZM141 264V263H140ZM192 264V263H191ZM203 264V263H202ZM225 264V263H224ZM232 264H233V262H232ZM254 264H255V262H254Z\"/></svg>", "mask_w": 264, "mask_h": 264}]
</instances>
